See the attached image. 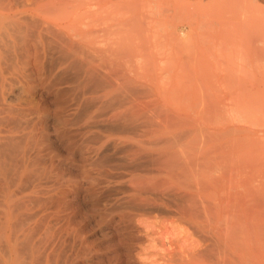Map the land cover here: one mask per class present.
<instances>
[{
    "label": "bare ground",
    "instance_id": "obj_1",
    "mask_svg": "<svg viewBox=\"0 0 264 264\" xmlns=\"http://www.w3.org/2000/svg\"><path fill=\"white\" fill-rule=\"evenodd\" d=\"M66 1L0 0V264H190L196 257L212 254L209 251L212 246V250H217L216 253L219 255L220 247L217 241L210 242L212 238L216 240V237L211 236L209 239L211 246L209 249L206 247L207 252L209 251L207 253L205 248L202 250L201 244L198 242L197 245L194 244L198 241L197 239L194 241L195 234L189 236L190 238L186 236L187 223L183 222L185 227L182 225L184 230H181L184 232H179L183 234L182 237L178 238V235L175 237L178 241L172 236H176L177 232L174 234L176 229L180 230L183 224L181 220H190L200 231L206 229L204 223L206 219L203 218L208 211L203 207V201L206 200L203 198L213 191L229 192L233 184L246 172L244 160L234 164L232 158L226 159V152L230 151L231 137L234 135L231 132L219 135L203 130L196 117L182 118L176 114L163 117V113L158 116L152 109L151 112L158 116L157 118L154 116V119L153 116H149L150 111L145 116L146 110H141L139 105L142 104L137 103L135 104L140 108L138 110H135L138 107L130 106V109L128 107L120 111L122 107H118L119 102L118 106L115 105L118 108L114 106L105 110L107 107L105 109L103 107V111L102 106H97L99 103L95 104L99 97H94L97 95L96 88H99L98 81H95V89L92 87L93 79H99L101 82L105 78L100 80V77L98 79L93 77L97 74L99 76L100 73L96 72L98 69L96 66L99 64L94 65L96 68L91 66L94 62L97 64V61L90 59V47L95 46H90V40L92 37L97 39L94 36L97 34L95 32L89 35V15L86 16L84 6L76 4L77 1L76 3ZM240 1L236 0L235 3L238 4ZM100 13L102 11L98 12ZM118 15L115 14L114 19ZM82 17H87V25L78 21ZM114 21L112 20L115 25ZM107 22L108 25L112 24L110 20L103 22L104 27ZM138 23L142 25L143 21ZM119 27L114 28H118L119 31ZM110 29L104 33L115 32V29L113 31ZM128 31L129 35L134 31L131 35L137 39L138 35L134 34L136 30ZM100 32L102 34L103 31ZM118 35L116 38L119 40L118 43H121ZM238 35L239 39L244 37L249 48L248 40L255 36V32L248 36L241 33ZM113 37L115 39V36ZM138 39L140 40L139 37ZM232 41L223 39L220 44L223 47L226 45L225 42ZM128 42L130 41L126 44ZM120 43L114 44L117 46L115 48L119 49ZM138 43L140 50L141 44ZM148 45H144L149 47L148 50L145 48L147 53L152 49ZM225 48L230 49L227 46ZM107 50L106 54L111 55L103 56L111 58L115 54L114 50L113 54L109 52V48ZM139 53L141 51H138V55ZM115 55L113 58L117 57ZM228 56L233 60L231 54ZM106 58H103V62ZM120 58L127 61L125 67L129 58L123 59L120 56L116 58L117 61ZM137 60L136 58V64ZM140 60H143L141 57L139 62L146 63ZM148 60L151 61L150 58ZM242 60L243 57L240 62ZM108 61L112 68L113 64ZM117 61L115 65L119 67ZM122 61L120 66L124 63ZM255 61L258 60H251L246 55L243 62L251 64ZM103 62L101 66H104ZM107 62L105 68L108 67ZM128 66L133 71L130 62ZM118 67L114 69L117 70ZM124 67L122 66L123 69ZM108 68L107 75L104 74L106 81L111 71H108ZM102 69L99 70L104 73L105 69ZM128 72L125 75L118 72L119 77H126ZM118 73L116 72V77ZM111 74L113 75V73L109 75ZM130 75H133L132 72ZM124 77L118 78L119 83L117 78L110 77L117 81L111 84L118 86L121 81L124 83ZM135 77L140 79L137 75L134 79ZM128 81L127 86L133 88L128 85ZM100 82L98 86L103 88L104 85L101 87ZM108 82L103 81L104 84ZM132 82L134 83L130 81L129 84ZM111 84L108 86L112 88ZM121 86H118V89H124L123 91L120 89V92L127 94L124 91L127 89L126 86ZM134 87L136 90L137 84ZM148 87L142 89L147 91ZM101 90L99 89L100 92ZM150 91L149 88V93ZM130 92L128 98L132 95ZM151 92L154 94V91ZM37 93H44L47 100L36 99ZM117 93L111 95V100ZM122 94L120 97L123 99ZM117 97L119 98L118 95L114 97L111 104L120 101H115ZM138 97L140 96L137 95L136 99ZM132 101L134 103V100ZM106 102L102 105L109 106ZM128 104H125L126 107ZM145 104L141 107L145 108ZM147 108L146 105L145 109ZM139 116L143 118L140 123L142 128H139ZM213 172H222V175L213 178L210 176ZM208 196L209 201L212 196ZM210 200L215 202L213 199ZM218 205L216 211L212 207L215 214L219 213ZM172 217L176 219L173 220ZM164 218L171 219V222L166 219L169 225H172L170 230L167 228L169 226L163 230L162 227L167 225L163 226L161 223ZM215 227H218L217 230L211 227L207 235L213 234L214 230L224 233L219 225ZM193 229L192 231L197 233V230ZM217 233L215 232L219 236ZM187 238L188 240L193 238V243L187 245L192 247L190 250L186 246ZM181 242L183 245L186 243L184 247L179 245ZM146 244L152 246L150 249L153 251L150 252H155L153 256L147 253L151 257L149 262L146 260L148 255L144 252ZM166 244L169 247L172 244L171 251L174 255H176L174 245L178 244L176 249L179 247L177 249L179 257L177 255V258L172 257L170 249L165 248ZM254 248L248 250L252 252ZM256 251L259 252L257 248ZM252 254L250 257L253 259ZM212 255L210 257L215 259V252ZM207 257L204 256V259ZM251 258V262L245 264H251L254 260ZM246 259L245 257L243 261L248 260Z\"/></svg>",
    "mask_w": 264,
    "mask_h": 264
},
{
    "label": "rangeland",
    "instance_id": "obj_2",
    "mask_svg": "<svg viewBox=\"0 0 264 264\" xmlns=\"http://www.w3.org/2000/svg\"><path fill=\"white\" fill-rule=\"evenodd\" d=\"M18 1H22V0H18ZM68 1L69 2L72 1L73 3H76L77 1L76 4L84 6L85 10L87 11V15L85 14L86 11L84 15L86 16L89 15L88 16L89 21L87 20V17H82L78 21L85 25H87V21H88L89 23L88 29H90L88 30L89 35L90 33L94 34L95 32L97 34L94 35L96 36L97 39L91 36L92 39L93 38L94 39L93 40L91 39L92 41L90 40V46L92 45L97 46V44L100 43L99 46L97 47L95 46L93 48L90 47V51L92 52V54L90 52V59L91 60L95 59L97 61V64L96 62L94 63L92 62L93 65L91 64V66L98 64L100 66V67L96 66L98 68L96 72L97 71L100 72V73L97 72L99 73V76L97 73H95L97 75L93 77H95L96 79L100 77V80L103 77H105L103 80L104 83L110 80V82L108 83L111 84L112 82L114 84V82H117V81H113L115 80V78H117L119 83V79L124 77V76L119 77L120 73L118 72H122L125 75L130 70L128 72L129 74H127L128 77L127 76H126L127 78L124 77L125 80L124 83L129 80L128 85H131V87L133 88H135L134 85L136 84L138 86L136 87L137 89L135 90L133 88L128 87L127 82L125 85L123 81H121L123 86H121L122 84L120 83L118 84L119 87L126 86L127 89L129 88L128 89L129 92L131 90L134 91V92L132 91L130 92L132 95H130V97L128 98L129 92L125 88L126 90L124 91L127 92V94L125 93L127 96L125 98V94H122L123 92H120V89L123 91L124 88L118 89L119 88L118 86L111 84L113 88L112 89L110 86H108L109 85L108 83L107 85L104 84L102 80L101 83L99 79L94 80L92 78L93 88L96 85L95 81L100 82L101 87L104 85L103 88H100V86H98L99 83L97 82L98 84L97 87L99 88L98 89L96 88L97 91L95 90V92L97 93V95L94 96L95 98H97L98 96H99L98 98H100L99 102H98V98H97V102L95 100V104L99 103L97 106L99 107L102 106L101 107L102 109L103 107L104 109L105 107H107L105 109L107 110L108 107L113 108L115 105L118 106L120 102V105L118 107L119 108L120 106L122 108L125 107L123 109L121 108L120 111H124L128 107L130 109V106H132L133 108L138 107L135 110H138L140 108L141 110L142 109L146 110L144 112V115L146 114L145 116H147V112L150 111V114L148 112L149 116L150 115L153 117L155 116L156 118L159 116V114L162 113H163L162 115H164L163 117L170 116L171 114L173 115L176 114L182 118L196 117L198 119L200 127L203 130H209L219 135H223L231 132L234 135L232 136L231 134L232 137L230 136L232 139L230 145L231 148L230 151L228 150L226 152L227 153L226 159L230 160V158H232L231 161H234L235 162V163L233 162L234 164H236L238 161L241 162L242 160H244L247 168L245 170L246 172L242 174V177L238 182L233 184L229 192H225V193L219 192L220 194L216 191H213L216 192V194L210 192L208 194L210 195V197L212 196L210 199L214 200L217 198L216 200H214L215 202L212 201L213 202L212 203L210 199L208 201L209 198L208 195H206L203 198V200L204 199L207 200V201L206 200L203 201V207H206L208 209L207 210L204 208L206 211H208V213L206 212L205 214L207 215L206 217L208 218V220L207 218H205V215L203 218V220L206 219V221H204L206 229L200 231L198 227L194 226L190 222V220L188 219L184 221L181 220L182 221L181 223L184 222L187 224L186 225L184 223L181 224L180 230L176 229L174 232V234L177 232L176 236L175 235L172 236L173 239L178 241V239L175 237H177V235L179 236L178 238L182 237L183 234L180 233L184 232L182 230H184L185 226H186L185 230L188 229L187 231H185L186 234L192 233L193 232L192 230H194L193 228H195V230H197V233L196 231H194L193 234H189V235L187 234L186 236L192 237L191 235L195 234L193 236V238H195L194 241H196V239L198 241L194 242V244L198 242L199 244H201L202 250L205 248L206 252L210 248L209 246H211L210 242L217 241V244L219 245L218 247H220V249L218 250L219 255H217L216 253L217 250L215 249H214L215 251L212 250L213 246L209 250L210 253L212 254H214L215 252L216 255V257L214 256L215 259H213V257H210L212 254L209 255L207 254L208 257H210L212 260L209 258L210 260L209 261L207 259L208 258L207 255H203L202 257H196L197 261L196 258L192 259L190 264H211V263L212 264H219V263L245 264L246 262H251L250 254H252L253 251H255L257 254L253 253L251 255L254 259L253 260L251 258V260H253L251 264H264V255L262 254L264 253L263 250L264 249L263 247L264 246V0H256L257 2L253 0H241L240 3L238 4L235 3L236 0H67L66 2ZM120 6L122 9L120 8ZM110 9H113L114 11L113 10L111 11ZM101 11L102 13L98 14V12ZM103 14L105 15L102 16ZM115 14L116 15L120 14L121 16L119 15L118 16L121 18L117 16L116 19H114ZM131 19L133 22H134L133 19H136V21L134 23L133 22L131 23ZM109 20L110 22H112V20H115L114 21L116 22L115 25L113 24V22L112 24L110 23L108 25L107 22L106 24L107 28L104 27L105 26L104 23ZM138 21L140 22L143 21L144 25L143 24L140 25ZM131 24H134V26H132ZM114 27H119V31L118 28L116 29ZM108 28L109 30H111L110 28H112V31L115 29V32L113 31L112 34L109 31L111 35L108 34V32L104 33V31L108 30ZM131 28L133 30H136L134 34L138 35L137 39L136 36L131 35V33L134 32ZM101 30L103 31L102 34L104 35L101 34L100 32ZM128 30H130V32L131 31L133 32H131L129 35L127 34L129 33ZM227 30L229 31L226 32ZM252 32H255V36L253 35L251 38H249L248 43L250 44V47L248 48V46H246L244 37L239 39L238 34L239 33L247 34L248 36ZM99 33L101 34V36ZM106 34L109 35L108 38L106 37L107 36ZM117 34H119L118 37L120 41L121 40L124 41V42L121 41V43L119 42L120 43L119 49L121 48L120 50L118 48H115L117 47L115 45H119L118 43L119 40L118 38H116ZM113 36H115V39ZM111 37H113L112 38L113 40L110 39ZM126 37H128L129 39L127 38L128 39L127 40ZM138 37L140 38V40L138 39ZM223 39H225L226 41L233 40L231 43L225 42L226 45L224 44L225 46L230 47V49L228 48V50H225L226 49L225 46L224 45L223 47L221 46L220 42ZM115 40L117 41L115 42ZM110 41L113 42L112 43L113 45L115 44L114 45L115 49L112 48L113 45L110 43ZM127 41L130 42L126 44ZM103 42L104 44H102ZM138 42H140L141 44L140 50H139ZM130 43L131 44L134 43L135 46L131 45ZM142 43L146 46L148 45V43H150L148 46H151L152 48V49L150 48L151 51H148L147 53L149 47H144ZM101 44L105 46L103 47ZM108 48L110 49L109 50L110 53L113 54V50H114V53L116 55L113 54L111 58L110 57L106 58L105 56H103V55H109V56L111 55V54H106V51L108 53L107 50ZM145 48L147 50H145ZM92 49L95 52L92 51ZM138 51H141V53L145 51L144 53L146 54L144 58H142V55H144V53L140 56L141 53H139L138 55ZM223 51L225 53L227 51V54L225 53L222 54ZM96 52L98 56L95 57L94 55H97ZM230 54L231 56H233L231 57L233 60L229 59L230 57L228 55ZM114 55L115 57L117 56L116 57L117 59L120 56L123 57V59L129 58L130 66L132 67L133 71H131V68L128 66L129 62L126 63L127 67L129 68V70L127 71L126 65H125L126 68L124 67L125 62L127 61L126 60L122 61V59L120 58L119 61L121 60L122 63L124 62L122 64V66L124 67L123 69L122 66H120L121 61L119 62L117 61L116 58H113ZM146 55H149L148 57L150 58L151 61L152 60L153 61L152 62L149 61L148 60L149 58ZM246 55L249 59L258 60V61H255L251 64H244L243 61H245ZM97 57L99 59L101 58L102 60L99 59L97 60ZM102 57L106 58L107 61L110 60V63L112 64L116 59L117 64H119V67H121L122 71L118 66L115 65L116 61L115 64H113V67L111 68V64H109V61L107 62L106 59L104 60L105 62H107L109 68L108 67L105 68L104 66H106L105 65L106 63L103 62ZM139 57L143 59L140 61H145L146 63L143 64L144 62H139ZM242 57L244 60L240 62V59H242ZM136 58L138 59L137 64L135 61ZM133 60H134V66H132ZM102 62L104 63V66L103 65L101 66ZM148 63H150L151 66H149L150 64ZM94 67L93 70H95L96 68ZM116 67H118L117 70L114 69ZM100 68H103L102 70L105 69L104 73L103 71L99 70ZM107 68L108 71L109 70L111 71H109L107 76L108 79L106 81L105 75H107V71H106ZM113 70H115L119 74L118 77H116L117 74L116 72H113ZM131 72L134 76L137 75L140 79L138 78L136 79V77L134 79V76L130 75ZM110 73H113V75L112 74L109 75ZM101 74L103 75L105 74V75L101 76ZM113 76L115 78L110 79V77ZM132 76L133 78H131ZM141 77L143 78L142 80ZM130 81H134V83L132 82L131 84H129ZM140 86H142L141 89L139 88ZM108 87H110L111 89ZM144 87H146V89L148 87L147 90L148 92L145 91L146 89L145 90L142 89ZM149 88L151 91H154V94H152L151 91H150L151 94L149 93ZM99 89L100 90L103 89V90H101L100 92ZM117 89L119 90L120 93L116 92L118 91ZM113 93H117L114 94V97H116L117 95L119 96V98L117 97L115 101L120 100L118 102H115L114 105L111 104L114 102V97L113 100H111L112 99L111 95ZM121 94L124 95L123 99L121 98L122 97ZM101 95L102 97H104L105 95V97L102 98L100 97ZM108 95L109 97H107ZM137 95L140 96L138 97V99H136ZM36 97H38L36 99L47 100V97L44 93H39V94L37 93ZM106 98H107V102H106ZM130 98L132 99L130 100ZM132 100H134V103H132L133 102ZM155 100H157V102ZM104 101L106 102V104L109 103L108 104L109 106L107 105L103 106L102 104L103 103L105 104ZM135 103H137L138 105L139 104L142 105H139L140 106L139 108V106H137ZM153 103H155L156 105ZM121 104L122 105L128 104V106L127 107L126 105L122 106ZM144 104H145V108L147 105L148 107L147 109L141 107ZM116 106L114 108H118ZM159 108L161 109V112H159L160 110ZM152 109L154 112L158 114V116L156 113L154 114L153 111H152L153 113L151 112ZM154 109L157 111H155ZM151 113L154 115H152ZM139 117L141 119V116ZM140 119H138L140 121L139 128H142L140 123L143 118L141 120ZM227 173L225 175L228 178L229 176ZM213 174L215 175L213 176ZM221 175L222 172H218V173L213 172L212 174L210 173V176H212L213 178L221 177ZM216 195L219 197H216ZM216 202H218L219 205L218 203L216 204ZM204 204H208V206L210 204L211 207L209 206L210 207L209 208L207 205L204 206ZM212 204L219 206L218 207L219 210H217L219 211V213L218 212H216V214L214 213L216 211V206L214 207ZM212 207L215 208V211H213L214 209ZM209 210L212 211L210 212ZM212 212L213 215H211ZM212 217H214L215 220H213L214 218ZM166 219L169 220L168 218ZM166 219L165 218L162 219L163 221L165 220V223H163V221L160 220L162 221L161 223L163 224V226L164 224H167L164 227L161 226L162 228H164L163 229L164 231L166 230L165 229L166 226H169L167 227L168 230L172 228V225L171 226L169 225L170 224L169 221L171 219L169 221H166ZM172 219L175 220L176 218L172 217ZM209 219H211V222ZM182 225L185 226L182 228ZM214 225L215 226L219 225L220 230L221 228H223V230L221 231H223L224 233L222 234V232L215 231L217 230L218 227H215ZM210 228L211 229L216 228L213 231L214 235L213 234L207 235L209 233ZM224 228L226 230L228 229L227 232L226 230H224ZM215 232L216 233L218 232L219 234L218 233L217 234L219 236H217ZM199 235H200V239H199ZM211 236L216 237L215 238L216 240H214L213 238L212 240ZM193 238L189 240L187 238L186 243L187 242L188 243L187 244L185 243L186 246L193 243L192 242ZM202 239L204 242L202 241ZM209 239H211V241ZM172 242L173 241H171V243ZM256 242L260 245L257 246L258 244ZM248 244L252 246L250 247V245ZM147 245L149 244H146L145 247L146 249L144 251L145 254L146 255L149 254L150 256L151 255L153 256L155 252H150L153 250L155 251L153 243H152L153 250H151L152 246L149 245V247H147ZM167 245L168 244H166L165 248L170 249V251L169 250L168 251L169 253L170 252L172 253L173 251L171 250L173 249V246L169 247ZM177 245L178 244L174 245L175 246L174 249L176 250L175 252L176 255L177 253H179L177 252L179 251L177 250L179 247L176 249ZM179 245L182 246L183 243L181 242ZM190 247L191 246L189 247L187 246L189 250ZM206 247H208V249H206ZM252 247L253 248L255 247L254 248L255 250L252 249L253 251L250 252L251 250L248 249L249 248L251 249ZM147 248L149 250H147ZM256 248L259 252L256 251ZM209 251L207 253H209ZM149 255L147 256L148 259H146L145 256L147 262H149L151 259ZM171 255L172 257L174 256L177 258V256L180 254L176 256L172 253ZM204 256L207 257L206 258L207 260L204 259ZM247 256L250 258H248ZM245 257L249 261L247 259H246L247 261H243L245 260Z\"/></svg>",
    "mask_w": 264,
    "mask_h": 264
}]
</instances>
